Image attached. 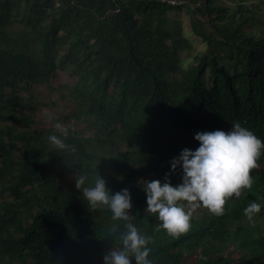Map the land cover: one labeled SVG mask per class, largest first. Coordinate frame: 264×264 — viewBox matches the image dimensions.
<instances>
[{
	"label": "trees",
	"instance_id": "16d2710c",
	"mask_svg": "<svg viewBox=\"0 0 264 264\" xmlns=\"http://www.w3.org/2000/svg\"><path fill=\"white\" fill-rule=\"evenodd\" d=\"M169 1L0 0V264H104L126 222L90 208L81 173L85 186L100 174L112 194L129 190L152 264H264V208L243 214L264 205V150L252 189L226 198L223 215L192 213L171 236L145 211L141 182L181 183L170 162L199 147L196 133L238 122L264 141V0ZM183 8L206 45L187 67L192 43L169 12ZM58 70L76 79L64 120L88 133L32 128L35 96L21 92L51 87ZM53 134L75 151L51 145Z\"/></svg>",
	"mask_w": 264,
	"mask_h": 264
},
{
	"label": "clouds",
	"instance_id": "9594fccd",
	"mask_svg": "<svg viewBox=\"0 0 264 264\" xmlns=\"http://www.w3.org/2000/svg\"><path fill=\"white\" fill-rule=\"evenodd\" d=\"M55 127L58 130L62 128L60 124ZM194 139L199 142L195 151L185 148L170 162L172 173L177 168L182 169L181 183L173 186L169 174L165 175L163 183L156 179L141 182L146 193L145 211L160 221L157 231L163 229L171 236H179L189 230L195 208L203 206L215 215H223L226 198L238 199L242 189L251 190L254 180L250 173L259 167L257 160L264 150V141L238 122L232 125L231 131L198 132ZM48 141L57 149L75 151L58 135H50ZM261 169L264 170V164ZM87 180L85 174H78L75 186L90 208H105L111 212L113 221L126 222L125 231L118 237L119 246L103 256L104 264H132L133 260L135 264H152L148 259L151 249L147 246L151 237L141 233L129 220L132 209L129 190L122 189L112 194L100 174L90 186H85ZM182 202H187V205ZM262 208L264 205L252 201L243 214L251 221ZM111 231L115 232L116 227Z\"/></svg>",
	"mask_w": 264,
	"mask_h": 264
},
{
	"label": "rangeland",
	"instance_id": "374dc122",
	"mask_svg": "<svg viewBox=\"0 0 264 264\" xmlns=\"http://www.w3.org/2000/svg\"><path fill=\"white\" fill-rule=\"evenodd\" d=\"M264 11V7H263ZM170 16L173 19L182 21V26L185 36L192 43V50L189 55L185 57L186 67L192 61V58L197 53L203 52L206 49L205 43L202 39L196 36L191 28L190 17L185 8L181 10L173 9L170 10ZM54 76L50 78V86L46 85H35L33 90H23L21 93L23 97L28 101L30 94L35 96L31 104L32 108L35 109V120L36 125L32 128L39 130H47L48 128L55 127L57 124L62 126V132H68L70 126L79 128L84 133H88L89 129L84 128L82 124L78 122H66L64 119L68 118L71 112L74 111V106L69 102L67 98H63V93L67 92L65 85L72 86L75 83L74 78H71L66 72L58 70ZM182 171V169L180 168ZM209 211L203 206L195 208L192 213H203Z\"/></svg>",
	"mask_w": 264,
	"mask_h": 264
},
{
	"label": "built area",
	"instance_id": "2783aa9c",
	"mask_svg": "<svg viewBox=\"0 0 264 264\" xmlns=\"http://www.w3.org/2000/svg\"><path fill=\"white\" fill-rule=\"evenodd\" d=\"M169 2H171L172 4H176L177 2L173 1V0H170Z\"/></svg>",
	"mask_w": 264,
	"mask_h": 264
}]
</instances>
